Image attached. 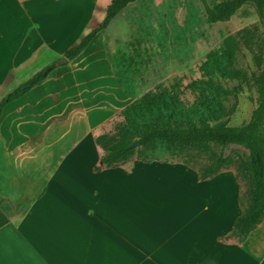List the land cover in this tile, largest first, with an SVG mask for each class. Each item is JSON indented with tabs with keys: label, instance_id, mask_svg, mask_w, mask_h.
Returning <instances> with one entry per match:
<instances>
[{
	"label": "rangeland",
	"instance_id": "374dc122",
	"mask_svg": "<svg viewBox=\"0 0 264 264\" xmlns=\"http://www.w3.org/2000/svg\"><path fill=\"white\" fill-rule=\"evenodd\" d=\"M215 1L136 0L109 23L82 57L57 66L26 99L8 110L0 122V208L8 221H18L40 195L53 169L49 161L60 159L88 134H93L94 139L112 135L123 120V109L134 97L177 83L181 98L191 102L193 95L185 86L200 79V66L207 54L234 36L233 66L247 76V82L217 80L221 87L234 91L222 100L226 114L221 121L228 127L248 122L257 98L252 83L257 71L253 58L263 27L251 7H243L227 21L208 24L205 15ZM109 3L110 0L25 2L36 10L35 23L49 25L56 13L60 17H77L63 40L53 43L44 38L40 46V38L24 30L29 18L18 11L15 1L7 0L0 13V95L22 77L23 68L29 73L41 63L42 69L62 58L84 30L101 22ZM46 34L49 33H43ZM36 126H41L39 133L35 132ZM35 143H41V147L33 149ZM191 154L190 162L201 161V156ZM173 162L152 165L176 166L196 173L194 168L183 165L182 159ZM140 163L132 161L120 168L130 172ZM218 175L222 184L219 192L233 194L237 217L241 213V185L233 170ZM250 247L252 255H264V225Z\"/></svg>",
	"mask_w": 264,
	"mask_h": 264
},
{
	"label": "crops",
	"instance_id": "0c3cea01",
	"mask_svg": "<svg viewBox=\"0 0 264 264\" xmlns=\"http://www.w3.org/2000/svg\"><path fill=\"white\" fill-rule=\"evenodd\" d=\"M6 1L0 2L2 14ZM14 1L18 11L29 18L24 28L26 34L40 38V46L44 38L53 43L63 40L77 18L74 14L60 17L56 13L49 25L35 23L36 10L25 5L32 0ZM94 27L84 30L75 45ZM41 66L42 63L29 73L23 68L22 77L0 95V100L41 70ZM32 90L8 105L0 122ZM40 127H35L36 133ZM34 145L33 149L41 147V143ZM100 157L94 135L88 134L60 159L49 161L53 169L40 195L18 221H8L0 227V264H257L264 261V255H252L250 247L264 222L240 245L219 240L231 231L236 218L233 194L219 192L222 188L219 175L198 182L195 172L143 163L136 164L130 172L117 167L94 173L92 168Z\"/></svg>",
	"mask_w": 264,
	"mask_h": 264
},
{
	"label": "trees",
	"instance_id": "16d2710c",
	"mask_svg": "<svg viewBox=\"0 0 264 264\" xmlns=\"http://www.w3.org/2000/svg\"><path fill=\"white\" fill-rule=\"evenodd\" d=\"M135 1L110 0L101 22L62 57L68 62L78 58L97 36L104 34L109 23ZM243 7L253 8L263 27V37L257 42L253 58L257 71L252 83L257 98L248 122L241 127H228L221 121L226 114L222 100L233 95L234 91L221 87L217 80L247 82V76L233 66L234 36L207 54L200 66V79L185 86L193 95L191 102L181 98L177 83L134 97L123 109V120L115 126L114 133L95 137L102 155L99 164L92 169L99 173L104 169L127 166L132 161L164 164L182 159L183 165L195 169L198 182L233 170L241 185L238 196L241 213L234 219L231 231L219 240L234 245L244 243L249 234L264 222V0L215 1L205 15L208 24L223 22ZM237 37L241 39L240 34ZM49 65L1 98L0 118L8 105L20 100L54 71L56 67L44 74ZM134 141L138 146L130 149ZM191 153L201 156V161L190 162ZM7 223L0 208V227Z\"/></svg>",
	"mask_w": 264,
	"mask_h": 264
},
{
	"label": "water",
	"instance_id": "95a60500",
	"mask_svg": "<svg viewBox=\"0 0 264 264\" xmlns=\"http://www.w3.org/2000/svg\"><path fill=\"white\" fill-rule=\"evenodd\" d=\"M68 63V60L65 58H60L58 59L56 62L52 63L51 65H49L45 70H44V74L47 75L49 73V71L53 70L55 67L57 66H63L64 64ZM138 146V142L134 141L129 148L132 149L134 147Z\"/></svg>",
	"mask_w": 264,
	"mask_h": 264
}]
</instances>
